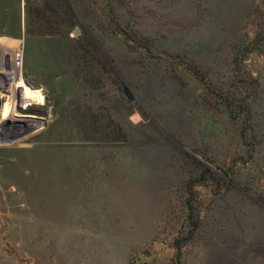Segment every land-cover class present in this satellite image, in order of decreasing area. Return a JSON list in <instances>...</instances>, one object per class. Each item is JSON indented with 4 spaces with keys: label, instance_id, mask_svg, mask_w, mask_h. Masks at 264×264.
Returning <instances> with one entry per match:
<instances>
[{
    "label": "rangeland",
    "instance_id": "rangeland-1",
    "mask_svg": "<svg viewBox=\"0 0 264 264\" xmlns=\"http://www.w3.org/2000/svg\"><path fill=\"white\" fill-rule=\"evenodd\" d=\"M0 96V264H264V0H0Z\"/></svg>",
    "mask_w": 264,
    "mask_h": 264
},
{
    "label": "water",
    "instance_id": "water-1",
    "mask_svg": "<svg viewBox=\"0 0 264 264\" xmlns=\"http://www.w3.org/2000/svg\"><path fill=\"white\" fill-rule=\"evenodd\" d=\"M123 93L125 94V96H126L128 99H131V98H132V96H131V94H130V92H129V90H128L127 87H124V88H123ZM0 108H1V96H0ZM137 264H141V262H138Z\"/></svg>",
    "mask_w": 264,
    "mask_h": 264
},
{
    "label": "bare ground",
    "instance_id": "bare-ground-1",
    "mask_svg": "<svg viewBox=\"0 0 264 264\" xmlns=\"http://www.w3.org/2000/svg\"><path fill=\"white\" fill-rule=\"evenodd\" d=\"M19 87H20L21 89H23V85H19Z\"/></svg>",
    "mask_w": 264,
    "mask_h": 264
}]
</instances>
